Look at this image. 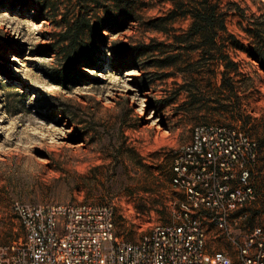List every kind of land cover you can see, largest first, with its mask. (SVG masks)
Wrapping results in <instances>:
<instances>
[{
  "label": "rangeland",
  "instance_id": "374dc122",
  "mask_svg": "<svg viewBox=\"0 0 264 264\" xmlns=\"http://www.w3.org/2000/svg\"><path fill=\"white\" fill-rule=\"evenodd\" d=\"M87 1L103 37L91 39L94 63H75L61 85L69 67L46 46L75 0H26L23 9L0 0V244L22 235L17 203L109 206L126 241L168 223L181 201L172 163L204 124L234 126L255 143V200L233 215L231 237L264 226V69L229 39L254 51L246 19L264 13V0H213L227 28L215 54L228 56V68L187 38V0ZM206 232L208 251L240 264L232 242L212 226Z\"/></svg>",
  "mask_w": 264,
  "mask_h": 264
},
{
  "label": "built area",
  "instance_id": "2783aa9c",
  "mask_svg": "<svg viewBox=\"0 0 264 264\" xmlns=\"http://www.w3.org/2000/svg\"><path fill=\"white\" fill-rule=\"evenodd\" d=\"M255 159V143L238 128L197 125L172 163L170 186L181 201L168 223L126 241L109 206L17 203L22 235L0 244V264H232L226 251H208V226L234 244L240 264H264V226L239 241L230 231L233 215L255 200Z\"/></svg>",
  "mask_w": 264,
  "mask_h": 264
},
{
  "label": "trees",
  "instance_id": "16d2710c",
  "mask_svg": "<svg viewBox=\"0 0 264 264\" xmlns=\"http://www.w3.org/2000/svg\"><path fill=\"white\" fill-rule=\"evenodd\" d=\"M5 1V0H2ZM74 0H71L73 3ZM93 4H97V0H91ZM119 2L120 0H107ZM76 7L70 19H64L62 30L55 36V45H47L51 49L60 51L63 62L69 68L61 72L57 77L59 83L63 85L74 77L73 71L69 70L75 63L84 62V64H93L96 54L95 47L91 44V39L96 35L102 38L91 23L90 8L87 0H75ZM7 7H15L23 9L26 6V0H10L6 4ZM183 8V15L189 16L190 24L186 32L189 39L195 40L194 49L199 51L202 57L211 61H221L225 63V68L234 66L229 61L228 56L221 51H217V39L219 34L226 33L227 28L223 12L219 9L217 3L213 0H187L180 4ZM241 18L246 19L244 13L236 7ZM40 12L42 10H39ZM247 20L248 28L246 32L249 34L254 51H250L248 47L243 46L236 41L233 36H229L234 47L240 49L250 56V58L258 63L264 69V13L261 16L252 14ZM224 47V46H223Z\"/></svg>",
  "mask_w": 264,
  "mask_h": 264
}]
</instances>
